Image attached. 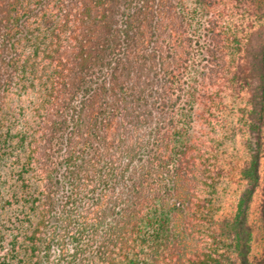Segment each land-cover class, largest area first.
Segmentation results:
<instances>
[{
    "label": "trees",
    "instance_id": "obj_1",
    "mask_svg": "<svg viewBox=\"0 0 264 264\" xmlns=\"http://www.w3.org/2000/svg\"><path fill=\"white\" fill-rule=\"evenodd\" d=\"M158 2L0 0V264H264V0Z\"/></svg>",
    "mask_w": 264,
    "mask_h": 264
},
{
    "label": "rangeland",
    "instance_id": "obj_2",
    "mask_svg": "<svg viewBox=\"0 0 264 264\" xmlns=\"http://www.w3.org/2000/svg\"><path fill=\"white\" fill-rule=\"evenodd\" d=\"M158 5L164 7L168 0H158ZM158 6V7H159ZM161 7V8H162ZM164 24L169 27V31H174L178 28V22L174 16L167 15L164 17ZM217 49L219 44L216 45ZM214 52V60H211L209 66L210 71L208 75L214 74L221 68L226 62V55L223 51ZM5 71L3 62L0 59V73ZM263 137H264V125H263ZM260 158L259 175L260 179L264 178V139L263 148ZM175 189L172 195L167 199V204L174 208L173 227L176 232V249L178 252V260H184L190 254H192L196 248V238L191 236L186 231V218L189 214V203H188V186L189 182L187 179L181 177H175ZM259 197L255 196L248 210V222L251 225V239H250V259L254 261L255 258L259 257L264 250V227L258 221Z\"/></svg>",
    "mask_w": 264,
    "mask_h": 264
}]
</instances>
